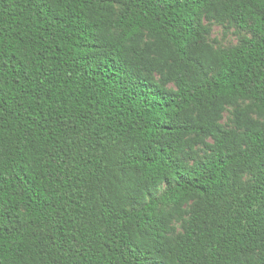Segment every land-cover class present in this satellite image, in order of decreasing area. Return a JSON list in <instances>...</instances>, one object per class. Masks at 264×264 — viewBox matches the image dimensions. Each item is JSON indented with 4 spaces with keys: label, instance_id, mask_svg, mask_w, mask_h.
I'll return each instance as SVG.
<instances>
[{
    "label": "trees",
    "instance_id": "obj_1",
    "mask_svg": "<svg viewBox=\"0 0 264 264\" xmlns=\"http://www.w3.org/2000/svg\"><path fill=\"white\" fill-rule=\"evenodd\" d=\"M0 264H264V0H0Z\"/></svg>",
    "mask_w": 264,
    "mask_h": 264
},
{
    "label": "rangeland",
    "instance_id": "obj_2",
    "mask_svg": "<svg viewBox=\"0 0 264 264\" xmlns=\"http://www.w3.org/2000/svg\"><path fill=\"white\" fill-rule=\"evenodd\" d=\"M249 35H251L249 31L240 30L236 26L224 28L223 26L215 24L213 26L210 40L212 41L217 40L218 41L217 44L221 46H230L239 43L241 38ZM227 115L228 113H226V116ZM224 121H227V118H225Z\"/></svg>",
    "mask_w": 264,
    "mask_h": 264
}]
</instances>
